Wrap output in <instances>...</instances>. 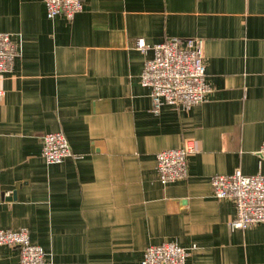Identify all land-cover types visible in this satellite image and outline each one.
<instances>
[{"label":"crops","instance_id":"obj_1","mask_svg":"<svg viewBox=\"0 0 264 264\" xmlns=\"http://www.w3.org/2000/svg\"><path fill=\"white\" fill-rule=\"evenodd\" d=\"M69 21L42 0H0V32L20 45L0 80V230L26 228L46 264H141L177 242L186 264H264V223L231 230L214 175L264 174V0H82ZM171 37L203 40L211 91L188 111L152 113L139 83ZM63 132L72 155L48 164L41 137ZM188 149L187 177L162 184L158 151ZM193 245L195 246L194 249ZM0 264H20L0 247Z\"/></svg>","mask_w":264,"mask_h":264},{"label":"built area","instance_id":"obj_2","mask_svg":"<svg viewBox=\"0 0 264 264\" xmlns=\"http://www.w3.org/2000/svg\"><path fill=\"white\" fill-rule=\"evenodd\" d=\"M47 19L63 17L72 21L82 12V0H42ZM133 48L142 53L151 51L153 56L144 62L139 76L141 86L149 90L151 112L158 113L162 106L188 111L201 105L211 91L205 84V58L203 40L195 37L180 39L171 37L152 46L137 38ZM20 45L11 35L0 32V80L11 72ZM4 95L0 85V100ZM41 157L48 164L61 163L72 155L63 132L56 131L41 137ZM264 157V142L258 150ZM155 172L162 184L175 183L187 177L188 149L174 148L158 151L155 155ZM213 196L217 200L231 199L235 216L229 221L231 230H241L264 223V174L214 175L210 181ZM9 246L19 251L20 264H46V253L39 245H33L26 228L19 231L0 230V247ZM195 246L193 245L194 249ZM189 251L177 242H164L145 248L141 264H186Z\"/></svg>","mask_w":264,"mask_h":264}]
</instances>
